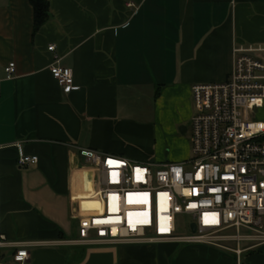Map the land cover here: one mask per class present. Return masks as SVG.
I'll use <instances>...</instances> for the list:
<instances>
[{
	"label": "crops",
	"instance_id": "obj_1",
	"mask_svg": "<svg viewBox=\"0 0 264 264\" xmlns=\"http://www.w3.org/2000/svg\"><path fill=\"white\" fill-rule=\"evenodd\" d=\"M46 1L33 31L28 0H0V264H234L206 244L79 241L95 170L78 151L187 160L190 85L226 79L233 48L264 43V0ZM50 64L77 87L64 91ZM21 246L29 257L15 262ZM240 257L264 264V244Z\"/></svg>",
	"mask_w": 264,
	"mask_h": 264
},
{
	"label": "built area",
	"instance_id": "obj_2",
	"mask_svg": "<svg viewBox=\"0 0 264 264\" xmlns=\"http://www.w3.org/2000/svg\"><path fill=\"white\" fill-rule=\"evenodd\" d=\"M231 54L226 79L190 85L187 160L151 164L79 149L96 173L84 200L97 202L78 218L79 241L206 244L230 252L234 264H246L240 254L264 244V121L250 119L264 102V43L235 47ZM13 70V62L4 67L7 78ZM48 71L64 91L77 87L72 68L50 64ZM36 159L20 154L16 164ZM177 213L190 215L189 235L173 234ZM28 257L22 246L12 255L15 262Z\"/></svg>",
	"mask_w": 264,
	"mask_h": 264
},
{
	"label": "rangeland",
	"instance_id": "obj_3",
	"mask_svg": "<svg viewBox=\"0 0 264 264\" xmlns=\"http://www.w3.org/2000/svg\"><path fill=\"white\" fill-rule=\"evenodd\" d=\"M250 119H257L264 121V108H258L254 110V114H250ZM188 132H184L183 135L187 136ZM96 175V173H95ZM175 230L173 232L176 236H185L190 234L189 222H191V217L188 214L177 213L174 216ZM262 230H264V216L262 217ZM227 245L233 247V242H228ZM243 245V244H241Z\"/></svg>",
	"mask_w": 264,
	"mask_h": 264
},
{
	"label": "trees",
	"instance_id": "obj_4",
	"mask_svg": "<svg viewBox=\"0 0 264 264\" xmlns=\"http://www.w3.org/2000/svg\"><path fill=\"white\" fill-rule=\"evenodd\" d=\"M32 8V27L36 31L48 18V3L46 0H28Z\"/></svg>",
	"mask_w": 264,
	"mask_h": 264
},
{
	"label": "bare ground",
	"instance_id": "obj_5",
	"mask_svg": "<svg viewBox=\"0 0 264 264\" xmlns=\"http://www.w3.org/2000/svg\"><path fill=\"white\" fill-rule=\"evenodd\" d=\"M81 205H82V207H84V208H86V207H90V208H92V207H97V202L96 201H94V200H92V199H82L81 200Z\"/></svg>",
	"mask_w": 264,
	"mask_h": 264
},
{
	"label": "water",
	"instance_id": "obj_6",
	"mask_svg": "<svg viewBox=\"0 0 264 264\" xmlns=\"http://www.w3.org/2000/svg\"><path fill=\"white\" fill-rule=\"evenodd\" d=\"M186 130V127L185 126H182L181 128L178 129L179 133H184ZM190 231L193 232L194 231V223L191 222L190 225Z\"/></svg>",
	"mask_w": 264,
	"mask_h": 264
},
{
	"label": "snow or ice",
	"instance_id": "obj_7",
	"mask_svg": "<svg viewBox=\"0 0 264 264\" xmlns=\"http://www.w3.org/2000/svg\"><path fill=\"white\" fill-rule=\"evenodd\" d=\"M168 229L167 228H162L161 231H167Z\"/></svg>",
	"mask_w": 264,
	"mask_h": 264
}]
</instances>
